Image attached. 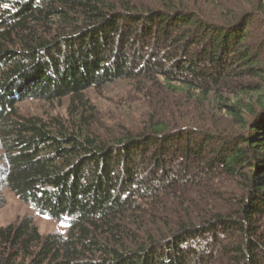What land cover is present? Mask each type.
Returning a JSON list of instances; mask_svg holds the SVG:
<instances>
[{
    "label": "trees",
    "instance_id": "obj_1",
    "mask_svg": "<svg viewBox=\"0 0 264 264\" xmlns=\"http://www.w3.org/2000/svg\"><path fill=\"white\" fill-rule=\"evenodd\" d=\"M117 82L146 110L106 127ZM0 149V193L67 225L0 227V264H264V0H0Z\"/></svg>",
    "mask_w": 264,
    "mask_h": 264
},
{
    "label": "rangeland",
    "instance_id": "obj_2",
    "mask_svg": "<svg viewBox=\"0 0 264 264\" xmlns=\"http://www.w3.org/2000/svg\"><path fill=\"white\" fill-rule=\"evenodd\" d=\"M132 91L131 83L117 82L100 89H90L86 92V97L97 108L99 119L106 127L113 125L117 127L124 124V121L138 119L140 114L146 110L143 109L142 103H138V98L135 99ZM67 103V99L54 102L28 99L17 105L22 115L44 118L47 116L64 117ZM2 154L3 150L0 149V157ZM0 167H2L1 161ZM23 218H31L32 224L42 236L53 234L65 238L67 235V225L64 222H53L37 214L29 205L19 201L14 194L4 189L0 193V227L15 225Z\"/></svg>",
    "mask_w": 264,
    "mask_h": 264
}]
</instances>
